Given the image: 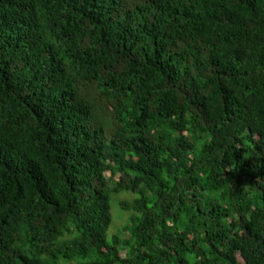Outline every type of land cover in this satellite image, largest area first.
<instances>
[{"label":"trees","instance_id":"1","mask_svg":"<svg viewBox=\"0 0 264 264\" xmlns=\"http://www.w3.org/2000/svg\"><path fill=\"white\" fill-rule=\"evenodd\" d=\"M0 264H264V0H0Z\"/></svg>","mask_w":264,"mask_h":264},{"label":"rangeland","instance_id":"2","mask_svg":"<svg viewBox=\"0 0 264 264\" xmlns=\"http://www.w3.org/2000/svg\"><path fill=\"white\" fill-rule=\"evenodd\" d=\"M132 199H133V194L127 192L116 193L112 196L111 199L112 223L108 230L109 238H111V236L116 233L125 236L122 230L129 220V214L121 207V201L132 200Z\"/></svg>","mask_w":264,"mask_h":264}]
</instances>
